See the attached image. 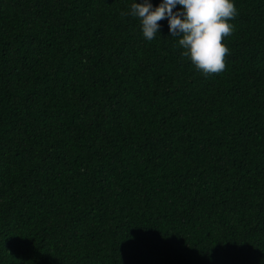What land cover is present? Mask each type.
<instances>
[{
	"label": "trees",
	"instance_id": "trees-1",
	"mask_svg": "<svg viewBox=\"0 0 264 264\" xmlns=\"http://www.w3.org/2000/svg\"><path fill=\"white\" fill-rule=\"evenodd\" d=\"M140 2L0 0V264H264V0L207 76Z\"/></svg>",
	"mask_w": 264,
	"mask_h": 264
},
{
	"label": "clouds",
	"instance_id": "clouds-1",
	"mask_svg": "<svg viewBox=\"0 0 264 264\" xmlns=\"http://www.w3.org/2000/svg\"><path fill=\"white\" fill-rule=\"evenodd\" d=\"M179 4L182 10L173 11ZM126 13L121 12L123 17ZM131 16L138 17L142 34L151 41L159 32V21L167 17L171 36H179L183 57L204 75L221 73L225 70V57L229 48L223 43L233 34L230 23L237 16L232 0H162L153 8L148 0L132 3Z\"/></svg>",
	"mask_w": 264,
	"mask_h": 264
}]
</instances>
